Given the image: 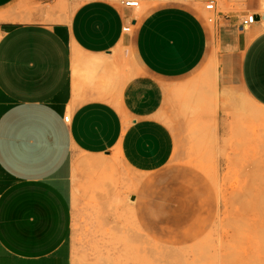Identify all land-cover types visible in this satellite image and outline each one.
Listing matches in <instances>:
<instances>
[{"label":"crops","instance_id":"0c3cea01","mask_svg":"<svg viewBox=\"0 0 264 264\" xmlns=\"http://www.w3.org/2000/svg\"><path fill=\"white\" fill-rule=\"evenodd\" d=\"M20 1L0 0V264H95L86 250L114 246L77 245L83 169L116 154L133 172H156L194 130L216 124L223 135L238 94L264 110V0L215 12L213 27L162 6L132 32L133 13L107 0L53 22L43 21L56 16L49 0H32L45 8L30 17Z\"/></svg>","mask_w":264,"mask_h":264},{"label":"rangeland","instance_id":"374dc122","mask_svg":"<svg viewBox=\"0 0 264 264\" xmlns=\"http://www.w3.org/2000/svg\"><path fill=\"white\" fill-rule=\"evenodd\" d=\"M31 1L21 0L18 12L30 17L45 8L30 6ZM49 1L47 8L56 16L43 21L53 22L90 0ZM107 1L122 8H127L126 1L138 2V7L128 8L136 24L130 26L131 32L147 13L162 6L189 8L213 27L215 12L239 11L245 4V0ZM210 2L214 12L205 9ZM258 14H264V4ZM229 112L223 135H217L216 124L194 130L190 144L156 172H133L116 154L112 161L101 157L100 165L83 169L75 187L77 245L102 239L114 246L86 250L96 258L95 264L102 252L103 264H264V110L238 94ZM104 194L114 196L106 199ZM177 218H181L177 226L166 223ZM154 245L163 249L162 258L153 254Z\"/></svg>","mask_w":264,"mask_h":264},{"label":"built area","instance_id":"2783aa9c","mask_svg":"<svg viewBox=\"0 0 264 264\" xmlns=\"http://www.w3.org/2000/svg\"><path fill=\"white\" fill-rule=\"evenodd\" d=\"M123 5L127 8H135V7H138V3L137 2H130V1H126L125 3H123ZM205 9L207 11H212L214 12L215 11V5L213 2H210L209 4L206 5ZM257 22V16L255 14H249L247 16H245L243 19H242V22H241V27L242 28H247L253 24H255ZM125 31H128V28H125ZM65 121L68 122V118L66 117L65 118Z\"/></svg>","mask_w":264,"mask_h":264},{"label":"bare ground","instance_id":"6f19581e","mask_svg":"<svg viewBox=\"0 0 264 264\" xmlns=\"http://www.w3.org/2000/svg\"><path fill=\"white\" fill-rule=\"evenodd\" d=\"M130 2H133V1H130ZM125 3V2H124ZM134 3V2H133ZM138 3V2H137Z\"/></svg>","mask_w":264,"mask_h":264}]
</instances>
